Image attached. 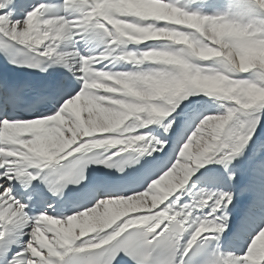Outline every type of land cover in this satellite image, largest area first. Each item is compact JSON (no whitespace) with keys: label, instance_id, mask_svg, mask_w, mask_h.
<instances>
[{"label":"snow or ice","instance_id":"snow-or-ice-1","mask_svg":"<svg viewBox=\"0 0 264 264\" xmlns=\"http://www.w3.org/2000/svg\"><path fill=\"white\" fill-rule=\"evenodd\" d=\"M0 264H264V0H0Z\"/></svg>","mask_w":264,"mask_h":264}]
</instances>
